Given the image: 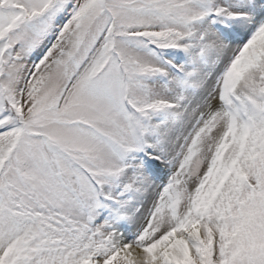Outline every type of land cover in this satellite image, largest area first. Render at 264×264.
<instances>
[{
    "label": "snow or ice",
    "instance_id": "snow-or-ice-1",
    "mask_svg": "<svg viewBox=\"0 0 264 264\" xmlns=\"http://www.w3.org/2000/svg\"><path fill=\"white\" fill-rule=\"evenodd\" d=\"M0 264H264V0H0Z\"/></svg>",
    "mask_w": 264,
    "mask_h": 264
}]
</instances>
